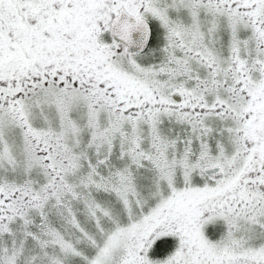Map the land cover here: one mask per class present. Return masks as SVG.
Listing matches in <instances>:
<instances>
[{
	"label": "snow or ice",
	"instance_id": "snow-or-ice-1",
	"mask_svg": "<svg viewBox=\"0 0 264 264\" xmlns=\"http://www.w3.org/2000/svg\"><path fill=\"white\" fill-rule=\"evenodd\" d=\"M0 264H264V0H0Z\"/></svg>",
	"mask_w": 264,
	"mask_h": 264
}]
</instances>
